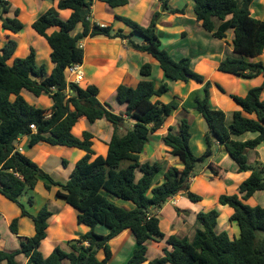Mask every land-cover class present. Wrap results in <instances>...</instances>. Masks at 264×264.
I'll return each mask as SVG.
<instances>
[{"label": "trees", "instance_id": "trees-1", "mask_svg": "<svg viewBox=\"0 0 264 264\" xmlns=\"http://www.w3.org/2000/svg\"><path fill=\"white\" fill-rule=\"evenodd\" d=\"M101 1L112 8L129 3V0ZM162 1L163 8L170 13L184 14V9H172L167 6L168 0ZM255 1L193 0L194 13L204 30L219 40L226 39L229 31L234 34L232 48L238 57L227 56L219 62L217 70L248 79L263 77L262 84L251 88L245 96H230L240 108L233 112L231 123L227 122L224 110L210 105L211 83L193 69L191 58L176 60L162 48L156 31L159 12L148 26L117 17L132 29L125 34L122 30L115 31L112 25L101 26L90 21L94 0H60L56 8H49L31 25L51 49L50 73L46 64H37V52L32 46L26 56L14 58L18 38H8L0 49V196L17 205L21 217L32 220L35 232L31 237H18L17 250L0 249V264H20L16 258L21 254L27 257V264H108L112 258L110 242L126 230L133 233L136 247L125 264H264V207L245 203L255 193L264 191V164H250L247 156L248 151L264 144V63L252 60L264 53V20L252 13ZM67 9L72 11L70 17L61 18L59 10ZM85 10L88 14L83 16ZM10 12V3L0 0L2 29L18 35L26 26L19 19V9L14 10L13 17L8 16ZM79 25L82 29L76 32ZM52 28L55 31L49 33ZM98 35L128 40L133 49L154 57L163 72L164 79L157 85L153 66L146 63L141 66V79L136 87L118 86L115 99L124 108L120 113L107 101L99 100L97 86L91 84L84 88L66 77L68 68L84 62V49L79 42ZM133 35L142 37V43L133 41ZM191 81L204 84L202 94L193 97V109L207 125L205 151L201 156L193 153L192 123L186 115L188 110L183 108L186 114L161 138L181 167L169 166L163 180L154 185L163 165L158 161H143L142 156L152 136L180 106L176 97L168 103L154 99L171 91L169 82L188 84ZM217 87L225 93L220 85ZM24 91L36 98L47 96L52 107L47 110L30 104L22 94ZM103 119L113 128L105 156L94 151L91 132L83 131L81 136H76L73 131L80 121L94 124ZM246 134L255 136L239 139ZM25 135L30 137L32 150L46 143L77 148L86 154L74 164L69 178L59 182L33 161L32 154L26 155L17 149L15 142ZM219 148L237 164L239 173H250L239 185L238 194H224L218 199L219 204L234 210L230 221L237 224L239 237L230 238L226 231L217 230L220 213L216 209L197 213L192 236H166L157 212L179 194L193 203L203 200L190 190L191 180L197 176V164L212 158ZM62 162L68 165L66 160ZM208 168L214 175L225 174L213 163ZM40 178L47 181V191L52 185L59 186L55 198L73 208L77 223L88 228L86 233L69 240L66 248L56 246L48 256L42 253L41 245L47 238L52 213L45 205L33 215L20 202L27 191L35 190ZM28 201L32 206L34 196ZM19 219L14 218L9 225L17 236ZM98 226L107 228V234L99 233ZM164 239L171 249L165 248L163 257L147 261L148 242ZM99 252L103 258H99Z\"/></svg>", "mask_w": 264, "mask_h": 264}, {"label": "crops", "instance_id": "crops-1", "mask_svg": "<svg viewBox=\"0 0 264 264\" xmlns=\"http://www.w3.org/2000/svg\"><path fill=\"white\" fill-rule=\"evenodd\" d=\"M7 1L11 5V12L8 14V16L9 17L13 16L14 10L19 9L20 11L19 19L26 26L25 30L22 33L18 35H14L9 31H4L2 29V25L0 21V33L2 30L3 33L11 34L17 36L18 38V49L14 55V58L24 57L27 55L29 51V46L26 45L27 44L26 40H23V38L20 37L21 35L23 36V33L26 31V29L28 30V32L31 33V35L35 36L36 39L41 40V42H43V44L46 47L47 46L49 47L47 41L43 37L38 35L32 29L31 25L39 15L43 14L49 8L51 7L56 8L60 0H7ZM163 4L164 3L162 0H129V3L125 6L112 8L107 3L101 0H94L89 19L92 23H96L101 26L112 25L115 31L122 30L125 34H129L132 32V29L129 26H127L124 22L118 20L117 17H125L134 22H137L142 26H148L151 23L155 13L157 12L161 13V16L157 22L156 31L161 41L162 48L169 51L170 54L176 60H179L184 57L191 58L193 69L197 73L205 76L206 81H210L211 83L210 105L211 102L214 101V103L217 106H212V107L215 109L224 110L226 113L227 122L231 123L233 112L240 108L230 97L231 95H236V94H233V90L232 92H230L229 89H232V85L235 84V88L239 91V94L241 96H245L251 88L262 84L263 77L259 76L254 79H248V78L236 77L233 75L219 72L217 70V67L221 60H223L227 56L238 57V54L234 53L232 48V40L234 37L233 32L229 31L227 33L226 39L219 40L217 38H214L212 34L208 33L206 30H204L201 26V22L197 20L196 15L194 13L193 0H187L186 3L180 2V0H168L167 3L168 7L172 9H184V14L170 13L169 10H165L163 8L164 7ZM71 13L72 11L69 9L59 10V14L63 19L69 18ZM81 29L82 27L81 25H79L76 28V32H79ZM53 31H55V28L50 29L48 32L52 33ZM229 36L231 39H229ZM131 39L136 43H142L143 40V38L138 35L131 36ZM225 40L227 41V43ZM79 44L84 49V62L82 65L79 66L83 74V81L80 82L79 85L84 88L91 84L97 86L100 91L98 98L102 102L104 101L108 102L111 97L115 96L116 90L120 85L136 87L141 79L140 77L141 66L146 63H149L153 66V78L157 85H159L160 82L164 79L163 72L159 68L158 61L146 52H141L133 49L128 44V40L121 38H110L104 35H98L95 37H87L81 40ZM50 53H51V49L49 47V50H47L46 52L47 58H44L42 63L47 65L48 73H50L53 69V64L50 61ZM258 57H255L252 60L254 62L260 61ZM66 77L68 81H72L71 80L72 78H70L69 74L66 73ZM175 83H178L177 86L180 87L181 91H187L188 95L191 92H195L197 94L201 93L203 92L204 89V84H198L194 81H191L188 84L184 82H175ZM217 84L222 86V88L225 90V93L219 90ZM169 87H170V82H169ZM25 92L26 91H24L22 94L30 104H34L40 108L47 110H49L52 107V101L47 96H46L48 99L46 105L47 108H44L36 104L35 102V100H39L43 96L39 98H34L27 95L25 96L24 94ZM29 94L30 93H28V95ZM169 94L170 92L162 96L161 98H155L154 100L158 99L164 103H168L170 102V97L168 98V100L165 99H167ZM262 98L264 99V92ZM228 109L231 111H229ZM169 120L170 117L166 120L162 128L152 136L150 143L146 146L144 155L142 156V160L143 157L145 156V153H147V150L148 151L152 150L153 152L152 157H155L156 154L158 153H165L167 155H170L169 154L170 149L166 147L161 140V138L167 133L168 128L170 126H173L170 125V123H168ZM86 122L87 121H80L74 127L73 131L76 136H81L83 131H89ZM100 122H103L101 123L103 124V126L105 127L107 126L109 133L111 132V130H113L112 125L109 122H107L105 119L99 120L96 123L98 124ZM206 131L207 129H205V132ZM205 132L203 130V144H204ZM254 136H255L254 134H246L239 139L244 140L248 138H253ZM110 138H111V134L109 135L108 139H106V141L102 142V147H101L102 149L101 148L96 149L95 144L93 145V149L97 155L105 156L107 154L108 151L107 143L110 141ZM29 142H30V137L25 135L18 138L15 144L17 149L23 154L30 155L32 154V152L35 151L36 153L34 154V156L32 155L33 161L36 164H38V166L41 167L45 172L47 171L46 173L51 175L56 181L59 182L66 181L69 178V175L72 172L74 164H76L86 154L84 151L79 150L77 148H69L65 146H51L46 143H41L32 150L29 146ZM153 145L155 147H153ZM204 151H205V145L202 152ZM51 154L56 155L57 158L61 160V163H59L58 166L53 168L56 169L55 172H53L52 168H49L48 166L47 160ZM247 156L250 164H254L255 162H261L264 164V144L260 145L258 148L254 150L248 151ZM64 157H69L70 161ZM63 160H66L68 162L67 166L63 164L62 162ZM145 161H149V160H145ZM155 161L156 160L149 162L153 163ZM210 163H213L215 166L219 167L222 172H225L226 176L224 175L225 180H223L222 184L225 181H227L232 174L234 175V178L236 179V183L232 191L234 194H238L239 185L245 179L248 178L250 173L249 172L239 173L237 164L230 158V156L226 151L220 148L215 152L212 158L209 159L208 165ZM163 168H164L163 171L160 172L155 178L154 185L157 182L159 183L162 181V180L159 181V179L166 170L165 167ZM203 175H199V176L203 177ZM210 177L211 175L208 174L207 176L209 180L208 183L209 185L212 184L213 186L215 185V183L213 180H211ZM198 179L199 178H195L192 181ZM40 180L35 190L33 191L34 193L33 196L35 199H34V204L30 206L31 209L29 210V212L33 215H36L39 212V210L46 205L50 210V212L52 213L51 217L48 219L47 238L42 242L41 245L42 253L44 254V256H48L52 252V250L58 245L60 246L64 244L65 245L64 248H66V243L69 240L76 239L82 234L86 233L88 231V228L84 225H79L77 223V214L73 208L67 205L64 202V200L55 198L56 191L60 189L59 186L52 185L51 190L47 191L45 189V183L47 181L44 178H40ZM40 186L41 187L43 186L42 188H44L43 191L45 193V197H44L45 201L41 203V205L43 206L37 209L35 195L38 194L37 192ZM233 193L231 195H233ZM179 195L180 196L177 195L179 197L177 202L178 204H181L185 199L182 194ZM177 196L175 197L177 198ZM219 196L220 195L218 194L216 197V201H218ZM167 203H169V201ZM201 203H202L201 201L195 203L197 209L192 212L190 211V213L188 212V215L183 216V218L186 221H184V219L180 217L182 214L181 213L178 214L176 210H175L176 212L175 214L171 213L173 220L170 221V227L168 231L164 232L166 236H170L172 234L180 235L181 229L184 225H186V227H184L186 231L193 230L195 226L194 222L196 221L197 213H199L200 211L206 212L211 209H214L213 207L214 205L211 208L205 209L204 207H202V205H200ZM245 203L252 207L254 206L264 207V191L255 193L250 199L245 201ZM3 204H4V208H0V225H4L6 226V228L7 227L9 228V225L14 218H18V217L20 218L18 236L13 234L9 228L7 235L8 240L10 241L9 245H6V242L2 241V237L0 236V249L6 251H14L19 248L18 237L33 236L35 232V227L30 218L21 217V211L17 205L13 203L17 209H13L14 212H11L9 210V206L11 205L6 203V201L4 200H3ZM215 206L216 209L219 211V213L220 212L226 213V217L229 218V224H230L228 228L230 233H232V234L229 233L230 234L229 236L230 238H236L234 224L236 226L237 224L234 222H232L234 224L230 223L231 222L230 217L234 213V210L229 206H223L219 204V202ZM220 219H221V214L218 218L217 229L220 228ZM70 220H72L73 222V227L71 229H68L67 224L70 222ZM65 230L66 231L68 230L71 233H75V235L72 234L69 236H62L61 233ZM96 230L102 234H107L108 232V229L103 226H98ZM239 235H240V230H239ZM125 237H127V240H129V242L127 243V246L123 248L124 249L122 252L123 257L120 259L118 264H125L128 261L126 257L127 256L130 257L134 248L136 247V239L130 230L124 231L122 234H120L117 238H115L112 241ZM154 246H156L157 251H156V255L152 256L150 255V251ZM45 247L46 249L43 250ZM165 248L171 249L165 239L159 242L149 241L148 251L146 254L147 261H151L156 258L163 257ZM113 257H114V253L112 254V258L108 264H112L114 262L115 258ZM99 258H103V253H102V257L99 256ZM16 259L20 264H27L28 262L27 257L24 256L23 254L18 255ZM1 264H6V262H2Z\"/></svg>", "mask_w": 264, "mask_h": 264}, {"label": "rangeland", "instance_id": "rangeland-1", "mask_svg": "<svg viewBox=\"0 0 264 264\" xmlns=\"http://www.w3.org/2000/svg\"><path fill=\"white\" fill-rule=\"evenodd\" d=\"M186 1L187 0H180V2H183V3H186ZM252 13H254V16L259 17L260 19H264V0H258V1L256 0L254 2V4L252 5ZM10 17H13V16H10ZM9 37H17V36H14L11 34H5L1 30V33H0V49L3 47V45L6 43V41L8 40ZM20 37H22L23 40H26L27 46H29V47L32 46L36 50V52L38 53L37 63H38V65H41L43 63L44 58H47L48 53L46 55V52H47V50H49V47L48 46L46 47L43 44V42H41V40H38L35 38V36L31 35V33L28 32L27 29L23 33V36L21 35ZM229 39H231L230 36H229ZM226 43H227V41H226ZM258 59H260V61L264 62V53L260 57H258ZM11 63H12V60L9 61V64H11ZM231 79H234V78H231ZM177 84L178 83L170 82L171 91H170V94L168 95L167 99H165V100H168V98L170 97V101H171L173 97H176L177 101L180 104L179 108L177 110H175L172 113V115L170 116V120L168 123H170V125L177 124L179 122V119L181 118V116H183V114H186L183 112V108H186L188 110V113L186 115L190 119V121L192 123L191 125L193 128V132H192L193 137H192V140L190 142L191 148H192L193 153L196 156H201L203 154L202 150L204 148L203 130L205 132V129H207V125H206L204 119H202L201 116H199V114H197L193 109V97L197 93L191 92L188 95V92L187 91H181L180 87H178ZM232 90H233V94L241 96L239 94V91L235 88V84L232 85V89H229L230 92H232ZM24 94H25V96L27 95L30 97H34L32 94L28 95V93H26V92ZM198 94H202V92L198 93ZM34 98H36V97H34ZM164 98H166V97H164ZM47 101H48V99L46 96L41 97L39 100H35L36 104H38L44 108H47V106H46ZM104 102H106V101H104ZM108 103L112 106L113 110L116 113H120L122 110H124V108H122V106H120L117 103L115 96L111 97L109 99ZM211 106H217V105L214 103V101H212ZM229 111H231V110H229ZM201 119H202V121H201ZM101 123H103V122H100L98 124L86 122L88 130L94 135L93 143L95 144L96 149H100L102 147V142L106 141V139H108L109 135L110 134L112 135V132H113V130H111V132L109 133L107 126L105 127ZM153 147H155V146L153 145ZM153 147H151V148H153ZM35 153H36L35 151L32 152V155L34 156ZM152 153H153L152 150L151 151L147 150V153H145V156L143 157V161H145V160H149V161L156 160L159 163H161L163 165V167H165V169H167L168 166H172V165L181 167V164L176 157H173L171 155H167L165 153H158V154H156L155 157H152ZM64 158H66L70 161L69 157H64ZM47 161H48L49 168H52L53 172L56 171V169H53V168L58 166L59 163H61V160L58 159L57 156L53 155V154H51L49 156ZM208 163H209V160H207L203 163L201 162V163L197 164V167H196L197 176L195 178H199V179L192 181L193 179H195V178H193L191 180L190 190L203 197V200L201 201L202 203L200 204V205H202V207L207 209V208H211L214 205L213 207H214V209H216L215 205L218 204V201H216L217 195L218 194L219 195H224V194L231 195L233 193L232 190H233L234 185L236 183V179L234 178V175L232 174L228 178V180L222 184L223 180H225L224 176L221 177L220 175L219 176L214 175L212 170L207 168ZM205 172L207 173V175ZM208 174L211 175L210 178H211V180L214 181L215 185H213V186H212V184L209 185V183H208L209 180L207 178ZM199 175H203V177L199 176ZM161 180H163V175L160 177L159 181H161ZM42 187L40 186L38 188V192H37L38 194L35 195V197H36L35 201H36V208L37 209L42 207L43 205H41V203L45 201L44 200L45 193L43 191L44 188H42ZM31 195H34V193L27 191L20 198V202L23 203L28 210L31 209V207L29 205V201H28L29 197ZM178 196H180V195H178ZM178 196H177V198L175 197V198L169 200V203H166L163 206V208L159 212H157V214L160 218V221H161L160 226H161V229L163 232L168 231V229L170 227V221L173 220L171 213L175 214L177 212V210H182L183 212H181L182 215L180 217L182 219H184L183 218L184 215H188V212L190 213V211L192 212V211L197 209V207L195 206V203H192L185 196H184L185 200H183V202L181 204H178V202H177L179 199ZM1 199H3L4 201H6V203L11 205V206H9V210L11 212H14L13 209H17L13 203L9 202L4 197H0V208H4L3 200H1ZM186 205H187V207H186ZM185 208H187V209H185ZM175 210H176V212H175ZM220 214H221L220 228H218L217 230L220 232L226 231L229 234L230 233L229 228H228L230 225L229 224V218L226 217L225 212H223V213L220 212ZM184 221H186V220L184 219ZM189 222H190V219H189ZM230 223H232V222H230ZM232 224H234V223H232ZM67 225H68L67 228L71 229L73 227L72 220H70V222ZM194 225H195V222H194ZM184 227H186V225H184L182 227L181 232H180V236H188V237L192 236L193 230H195V226H194L193 230H191V231L190 230L186 231V229H184ZM234 229H235V237L238 238L239 237V229L235 224H234ZM8 231H9L8 227L6 228V226L0 225V236L2 237V241L6 242V245H9V243H10V241L8 240V237H7ZM72 234L75 235V233H71L68 230L67 231L65 230L61 233L62 236H69ZM230 234H232V233H230ZM128 242H129V240H127V237L119 238V239H116L115 241L110 242L112 252L114 253L113 258H115V260L112 264H118L119 263L120 259L123 257V255H122V252L124 250L123 248L127 246ZM60 246L62 248L65 247L64 244L60 245ZM45 249H46V247L43 250H45ZM156 251H157L156 246H154L152 248V250L150 251V255L155 256ZM98 254L100 257H102V252H99ZM126 258L128 260L130 257L127 256Z\"/></svg>", "mask_w": 264, "mask_h": 264}, {"label": "built area", "instance_id": "built-area-1", "mask_svg": "<svg viewBox=\"0 0 264 264\" xmlns=\"http://www.w3.org/2000/svg\"><path fill=\"white\" fill-rule=\"evenodd\" d=\"M66 72H67V74L70 75V78H72L71 82H75V83L79 84L80 82L83 81V74L79 68V65L72 66V67L68 68ZM31 128L33 130H35L34 125H31Z\"/></svg>", "mask_w": 264, "mask_h": 264}, {"label": "water", "instance_id": "water-1", "mask_svg": "<svg viewBox=\"0 0 264 264\" xmlns=\"http://www.w3.org/2000/svg\"><path fill=\"white\" fill-rule=\"evenodd\" d=\"M87 14H88V11H86V10H85V11H82V15H83V16H85V15H87Z\"/></svg>", "mask_w": 264, "mask_h": 264}]
</instances>
